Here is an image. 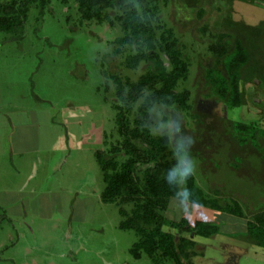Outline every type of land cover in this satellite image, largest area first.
I'll use <instances>...</instances> for the list:
<instances>
[{
  "label": "rangeland",
  "instance_id": "374dc122",
  "mask_svg": "<svg viewBox=\"0 0 264 264\" xmlns=\"http://www.w3.org/2000/svg\"><path fill=\"white\" fill-rule=\"evenodd\" d=\"M214 8L207 7L204 16L171 3L164 10L169 24H177L176 32L192 57L187 87L193 97L199 88L194 85L199 56L210 55L204 40L223 14ZM234 18L257 25L264 19V7L239 2ZM200 28L208 29L204 40ZM120 35L119 29L108 24L82 22L74 0H50L41 13L31 8L23 35L0 31V264H153L146 254L134 257L137 233L121 229L119 207L102 200L105 183L96 159L97 151L107 149L105 141L116 137L112 138L114 85L111 82L106 91L102 63ZM121 73L138 78V73L123 66ZM253 87L247 82L239 83L237 89ZM212 88L200 87V103L195 105L209 126L222 122L213 115L228 114L229 119L264 128L263 88L257 87L251 96L262 104L250 102L247 109H228L226 100L214 96ZM206 91L212 96L208 100L203 95ZM163 131L172 140L198 136L183 126L175 128L172 122L161 125L159 132ZM191 142L196 152L210 160L211 153L197 141ZM192 158L197 164L194 175L206 191L218 192L219 187L222 195L236 193L240 201L248 202L249 214L258 209L250 201L253 196L264 204L259 187L223 163H203L197 154ZM190 160L181 158L184 169ZM184 169H179L182 189ZM169 204V219H180L192 207L179 199ZM212 215L219 233L195 237L197 256L192 264H264V248L244 236L246 220L243 225L236 217Z\"/></svg>",
  "mask_w": 264,
  "mask_h": 264
},
{
  "label": "trees",
  "instance_id": "16d2710c",
  "mask_svg": "<svg viewBox=\"0 0 264 264\" xmlns=\"http://www.w3.org/2000/svg\"><path fill=\"white\" fill-rule=\"evenodd\" d=\"M50 0H0V31L23 35L31 8L44 12ZM82 22L108 24L119 29L120 36L105 53L102 72L106 91L114 85L112 107L115 115L114 140L105 141L107 149L96 152L105 183L102 200L115 203L120 210V228L134 230L138 242L132 247L135 258L146 254L153 264H192L197 256L195 237L211 238L219 233L216 222L194 224L186 218L169 219V203L179 199L237 218L246 216L240 202L233 197L211 195L197 183L195 175L183 177L181 158L197 154L203 163L222 164L225 159L233 167L252 166L264 157V134L251 124L223 121L209 126L196 111L200 87L211 86L230 107L241 106L243 95L237 89L240 81L253 77L264 83V22L251 26L227 16L216 22L215 30L205 39L207 28H200L210 55L199 56V73L193 97L187 87L192 57L186 43L176 32L177 24H169L164 10L169 3L186 12L207 14V7L223 11L234 0H74ZM205 42V43H206ZM208 58V59H207ZM122 60V61H119ZM121 66L138 73L136 80L123 76ZM203 95H206L203 94ZM173 123L175 128L198 136L202 150L210 160L193 149L187 136L172 140L160 126ZM209 126V127H207ZM106 139L108 136L105 137ZM187 153V155H186ZM230 159V160H229ZM258 161V160H257ZM254 166V165H253ZM205 169V170H204ZM208 168H203L207 172ZM260 180L264 179L252 173ZM264 221V213L254 216ZM251 240L264 248V233L249 226Z\"/></svg>",
  "mask_w": 264,
  "mask_h": 264
},
{
  "label": "flooded vegetation",
  "instance_id": "af4514ba",
  "mask_svg": "<svg viewBox=\"0 0 264 264\" xmlns=\"http://www.w3.org/2000/svg\"><path fill=\"white\" fill-rule=\"evenodd\" d=\"M247 0H234V3L230 6H228V5H226V7H224V9H223V11H220V12H223V14H222V16H227V12H228V9L229 8H231V11H232V18L235 20V18H234V7L236 6V4H238L239 2L240 3H243V4H249V5H251V4H261L263 7H264V0H252V2H246ZM221 16V17H222ZM235 21H238V20H235ZM238 22H243V23H245V24H247V25H250L249 23H247L246 21H243V20H241V21H238ZM262 22H264V19H262L261 21H259V23H257V25H259V24H261ZM251 26H256V25H251ZM247 82H252V84H254L255 85V88L253 87L252 89H255L254 91H252V89H245V90H243V89H239V92L243 95V98H244V103H243V105H241V106H236V107H230L229 106V104L228 103H226V101H224V103H225V105H226V107L228 108V109H233V108H239V107H245L246 109H247V107H249V104H250V102L252 103V104H254V105H261L262 104V101L260 100V99H258V98H251V96H253L254 94H255V92H257L256 91V88L258 87V88H263L264 89V83H263V81L261 80V79H259V78H257V77H253L252 79H250V80H242V81H240V83L242 84V83H247ZM210 88H212L211 86H209ZM211 90V89H210ZM209 91V90H208ZM214 89L211 91V93H214V96H219L220 97V95L216 92V91H214ZM216 92V93H215ZM206 93V95H204L206 98H205V100L207 99L208 100V98L209 97H212L211 96V93L210 92H205ZM250 94V95H249ZM213 95V94H212ZM248 95H249V98H248ZM258 96V95H257ZM252 100V101H251ZM199 103H200V101H199ZM198 103V104H199ZM197 104V105H198ZM205 104H207V106L209 107V108H211V105H208V101H206L205 102ZM204 104V105H205ZM202 105V104H201ZM247 112H250L249 110H246ZM259 114V113H258ZM207 115H208V113H207ZM209 115H213V114H209ZM260 115H264V112H261V114ZM213 116H215V117H218V118H220L221 119V121L223 120V121H234V122H237V123H244V124H247L246 122H244V121H242V120H240V121H236V120H232V119H229L228 117H229V115L228 114H225V117L224 116H216V115H213ZM223 117V118H222ZM212 123H214V122H212ZM212 126H213V124H211ZM249 125V124H248ZM251 125H253V126H255L257 129H259V131H261V133H263L264 134V128H260L259 126H256L255 124H251ZM259 140H260V142L262 143V144H264V136L263 137H260L259 138ZM221 159H222V161H223V166H226V167H228L230 170H232L234 173H236V174H239L241 177H242V179H245L246 181L247 180H249V181H251V186H253V185H256L257 187H259V189L264 193V185L263 186H261V183H260V180H258V178L257 177H255V176H253V174L252 173H256V174H258L259 175V177H260V179L261 178H263L264 179V157H259L258 159H256V160H253L252 161V163L253 162H255V163H253L252 164V166H250L249 168H250V170L248 169V167L246 166V165H243L242 163L241 164H239V165H237V166H235V167H233V164L231 163V164H229V162L225 159V157L224 158H222L221 157ZM230 160V159H229ZM258 160V161H257ZM254 165V166H253ZM205 173H208V171L207 172H205ZM196 177V176H195ZM196 180H197V178H196ZM197 183H198V181H197ZM199 184V183H198ZM203 188V187H202ZM204 189V188H203ZM218 192H213L212 191V189H209L208 191H206L205 189H204V191L206 192V193H208V194H211V195H217V196H220V197H233V198H235V199H237L239 202H240V204H241V206L243 207V210H244V212H245V214H246V216L244 217V218H239L242 222H243V220H246V228L243 230V232H244V236L247 238L248 237V239L250 240L249 242H253L252 240H251V238H250V236L248 235V233H249V226L250 225H253L254 227H255V229L257 230V231H259V232H262V233H264V221L263 222H257V221H255L254 220V216L255 215H257V214H259V213H264V204L263 203H261V201L257 198L256 199V195L255 196H251L252 198H251V203H252V205H254V206H258V209H256V210H252L251 212H250V214L248 213L249 212V208H250V206H249V204H248V202H246V201H244V202H242V201H240L239 200V198H238V196H237V194L236 193H232V194H229V196H225V195H222L224 192L218 187H216L215 188ZM221 191L223 192V193H221ZM182 201V200H181ZM260 206V207H259ZM263 206V207H262ZM214 211V210H213ZM215 213H218V214H223V215H229V214H225V213H219V212H216L215 211ZM229 216H231V217H234V216H232V215H229ZM237 218V217H236ZM254 244V243H253ZM255 245V244H254Z\"/></svg>",
  "mask_w": 264,
  "mask_h": 264
},
{
  "label": "crops",
  "instance_id": "0c3cea01",
  "mask_svg": "<svg viewBox=\"0 0 264 264\" xmlns=\"http://www.w3.org/2000/svg\"><path fill=\"white\" fill-rule=\"evenodd\" d=\"M181 201V200H180ZM182 203L186 202V201H181ZM187 203V202H186ZM196 212H199L200 214H203V217L200 216H196ZM212 213H215V211L209 209V208H205V207H199L197 205H193L192 207L189 209V213L183 215L182 217H186L188 218L191 223H195V222H202V221H212L214 220ZM215 215V214H214ZM206 216V217H205ZM181 217V218H182ZM242 222V221H241ZM244 222H242L243 224ZM244 225V224H243ZM246 225V224H245Z\"/></svg>",
  "mask_w": 264,
  "mask_h": 264
},
{
  "label": "clouds",
  "instance_id": "9594fccd",
  "mask_svg": "<svg viewBox=\"0 0 264 264\" xmlns=\"http://www.w3.org/2000/svg\"><path fill=\"white\" fill-rule=\"evenodd\" d=\"M195 139L193 140V145L195 144ZM187 155V153H186ZM196 168H197V164L195 162V160L192 158L191 156V160L188 164V166L184 169V176L185 178L189 177V176H193L196 173ZM178 210H182V208L178 209Z\"/></svg>",
  "mask_w": 264,
  "mask_h": 264
}]
</instances>
